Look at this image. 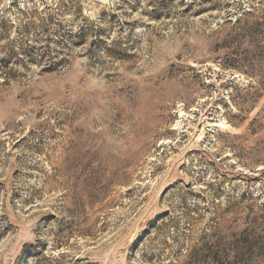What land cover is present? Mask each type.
Returning a JSON list of instances; mask_svg holds the SVG:
<instances>
[{
  "label": "rangeland",
  "instance_id": "374dc122",
  "mask_svg": "<svg viewBox=\"0 0 264 264\" xmlns=\"http://www.w3.org/2000/svg\"><path fill=\"white\" fill-rule=\"evenodd\" d=\"M0 264H264V0H0Z\"/></svg>",
  "mask_w": 264,
  "mask_h": 264
}]
</instances>
